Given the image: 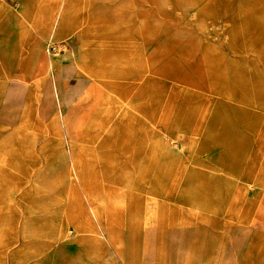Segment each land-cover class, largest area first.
<instances>
[{"label":"rangeland","instance_id":"rangeland-1","mask_svg":"<svg viewBox=\"0 0 264 264\" xmlns=\"http://www.w3.org/2000/svg\"><path fill=\"white\" fill-rule=\"evenodd\" d=\"M0 264H264V0H0Z\"/></svg>","mask_w":264,"mask_h":264},{"label":"crops","instance_id":"crops-1","mask_svg":"<svg viewBox=\"0 0 264 264\" xmlns=\"http://www.w3.org/2000/svg\"><path fill=\"white\" fill-rule=\"evenodd\" d=\"M64 33V28H60V35Z\"/></svg>","mask_w":264,"mask_h":264}]
</instances>
